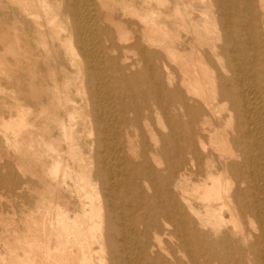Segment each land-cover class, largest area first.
<instances>
[{"label": "bare ground", "instance_id": "6f19581e", "mask_svg": "<svg viewBox=\"0 0 264 264\" xmlns=\"http://www.w3.org/2000/svg\"><path fill=\"white\" fill-rule=\"evenodd\" d=\"M0 224V264H264V0H0Z\"/></svg>", "mask_w": 264, "mask_h": 264}, {"label": "rangeland", "instance_id": "374dc122", "mask_svg": "<svg viewBox=\"0 0 264 264\" xmlns=\"http://www.w3.org/2000/svg\"><path fill=\"white\" fill-rule=\"evenodd\" d=\"M4 209V211L5 212H7V210H8V212H10V208L9 207H4L3 208ZM15 209H16V211H18V209H19V206L18 205H16L15 206ZM18 214H19V212H17ZM15 221L20 225V220H19V215H17L16 217H15ZM2 230V226H1V224H0V231ZM4 250V248H3V246L0 244V251H3Z\"/></svg>", "mask_w": 264, "mask_h": 264}]
</instances>
